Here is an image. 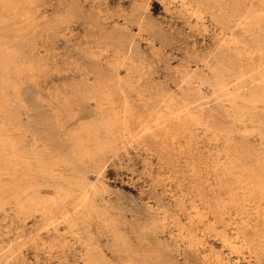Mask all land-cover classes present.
Segmentation results:
<instances>
[{"label":"rangeland","instance_id":"374dc122","mask_svg":"<svg viewBox=\"0 0 264 264\" xmlns=\"http://www.w3.org/2000/svg\"><path fill=\"white\" fill-rule=\"evenodd\" d=\"M230 1L0 0V264H264L234 197L264 50Z\"/></svg>","mask_w":264,"mask_h":264},{"label":"bare ground","instance_id":"6f19581e","mask_svg":"<svg viewBox=\"0 0 264 264\" xmlns=\"http://www.w3.org/2000/svg\"><path fill=\"white\" fill-rule=\"evenodd\" d=\"M245 1H248V0H245ZM230 2H229L230 3V13H229V16L227 18H224V20H226L225 23H233L234 26H241L243 28V30H245L246 32L248 30L249 31L254 30V32L256 31L255 35L259 34L260 38L258 39L259 45H256L254 50L257 53L262 54V52L264 50V0H258V2L256 4H251L250 2H249V4H245L242 0H231ZM227 42L232 43L233 45L238 44L237 43L238 41L235 37L229 38ZM114 46L115 45H113V47ZM116 47H117V45H116ZM113 52H114V50H113ZM123 52L125 53V51H123ZM118 56H120V55H118ZM126 57H124V58H126ZM131 62L132 61H130V63ZM190 76H192V74ZM186 110H187V108H186ZM192 119H194L196 121V119L198 120V117H193ZM259 172H260V174L257 177L251 179V181H250V179L247 180V184L246 185H244L245 183L243 184L245 186V187H243V190L241 189V192L238 191L240 193L238 195L234 196L237 199L236 204L239 205V208H241L244 213L246 212V217L244 218L242 223L245 222L246 229L250 230L251 233L256 232L257 225H256V223L249 224L248 223L249 220L255 221V222H264V221H262V220H264V170L262 169V171H259ZM241 177H243V175ZM246 178H248V177H246ZM243 181H245V180H243ZM228 195H230V194H228ZM242 228H244V230H246L245 227H242ZM238 233H236L237 238H238ZM227 238H229V237H227ZM225 239H226V237H225ZM227 241H228V239H227ZM258 243L263 244L261 241ZM255 244H257V243H255ZM260 247L262 248V246H260ZM256 250L254 248V250H252V251L255 252Z\"/></svg>","mask_w":264,"mask_h":264}]
</instances>
